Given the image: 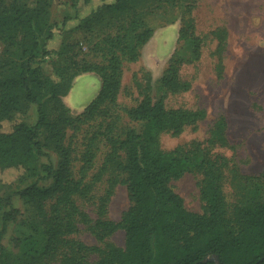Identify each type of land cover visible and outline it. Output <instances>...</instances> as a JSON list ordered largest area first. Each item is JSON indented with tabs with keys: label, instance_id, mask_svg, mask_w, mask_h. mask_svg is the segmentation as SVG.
<instances>
[{
	"label": "trees",
	"instance_id": "16d2710c",
	"mask_svg": "<svg viewBox=\"0 0 264 264\" xmlns=\"http://www.w3.org/2000/svg\"><path fill=\"white\" fill-rule=\"evenodd\" d=\"M135 1L102 0L83 14L77 27L90 28L102 13L130 14L135 11ZM50 3L0 0V170H23L22 183L36 177L22 188L0 195V209L8 208L2 215L0 256L5 253L1 239L8 223L19 213L12 206V198L19 196L33 212L27 222L31 234L15 239L22 264H264V259L259 261L264 257V170L259 175H244L216 150L228 146L225 117L215 122L205 144L194 142L189 149L174 150L161 146L162 133L177 135L206 115L204 110L166 106L168 95L191 87L180 76V58H170L161 78L164 97L155 101L146 95L136 106L124 109L127 117L142 127L127 129L123 135L113 133V121L107 120L110 112L120 107L116 56L109 58L108 65H82L72 60L73 68L94 72L102 81L98 95L79 116L72 117L61 100L69 83L51 80L41 66L43 58L50 55V44L73 21L68 16L61 25L51 22ZM193 27L194 19L188 18L179 34L192 42L193 56L198 59L201 40ZM215 34L221 53L226 31ZM150 37L151 30L142 29L132 43L125 42V52L135 59L137 46ZM123 38L119 36L118 41ZM222 69L219 59V74ZM31 105L37 111L36 122L31 125L18 121ZM96 121L99 129L86 138L77 167L74 132ZM5 126L9 132L3 131ZM101 138L108 151L92 174ZM42 158L47 160L39 164ZM185 173L201 176V213L187 210L182 197L170 186L172 180ZM227 181L236 191L232 202L225 193ZM101 182L105 188L103 195L94 200L97 218L93 220L81 203L95 198ZM119 182L126 186L129 207L119 222H114L104 215ZM81 225L99 241L122 228L125 245L88 246L73 237ZM93 254H97L95 259H91Z\"/></svg>",
	"mask_w": 264,
	"mask_h": 264
},
{
	"label": "rangeland",
	"instance_id": "374dc122",
	"mask_svg": "<svg viewBox=\"0 0 264 264\" xmlns=\"http://www.w3.org/2000/svg\"><path fill=\"white\" fill-rule=\"evenodd\" d=\"M28 1L32 4V0ZM101 1L50 0L51 22L61 25L64 18H73L65 31L50 44V55L43 58L41 65L44 74L51 80L63 83L67 80L69 83V88L61 95L69 114L72 117L79 116L98 95L102 86L101 78L96 73L73 68L72 60L82 65H108L109 58L116 56L120 74V107L114 108L107 120L113 121L111 130L118 135H123L133 127L140 130L142 125L131 121L124 109L136 106L146 95L155 101L164 97L161 78L170 58L176 55L181 62L180 76L191 87L186 92L168 95L166 106L204 110L206 115L185 126L177 135L162 133V148L189 149L194 142L205 144L215 122L223 116L227 124L228 146L216 150L226 155L230 159L229 165L236 166L242 174L259 175L264 170V0H136L135 11L130 14L102 13L90 28H78L83 14L100 5ZM188 18L194 19L193 33L201 40L198 59L193 56L192 42L181 39L179 34ZM145 28L151 30V37L137 46L136 58L133 59L125 52V42L128 45L132 43L135 35ZM221 30L226 31V41L223 51L219 53L215 32ZM119 36L124 38L118 41ZM2 50L0 44V53ZM219 59L223 63L221 74L217 70ZM17 119L34 124L37 120L35 106H29ZM98 121L82 125L74 132L72 140L77 167L81 164L86 138L99 129ZM3 131L9 132L10 129L5 126ZM107 151L108 146L104 145L101 138L92 174L100 167ZM46 160L42 158L39 164ZM226 171L229 170H225L227 175ZM22 173L21 169L0 170L1 196L36 180V177L27 178L22 183ZM200 179L197 173H185L170 182L172 189L182 197L185 208L197 213L202 212L203 205L200 199ZM225 184L226 196L232 202L236 191L228 181ZM104 188V182L98 183L95 198L81 203V208L93 220L97 218L94 200L103 195ZM12 206L19 213L14 221L8 223L1 239L5 253L0 256V264H22L20 246L15 239L31 234L27 225L33 218L31 208L19 196L12 198ZM128 207L126 186L119 182L114 187L104 218L119 222ZM6 210L8 208L0 209V231L2 215ZM73 237L88 246L103 247L111 243L123 248L125 245L122 228L104 241H99L94 233L81 225ZM96 257L97 254H93L91 259ZM45 264L59 263L48 261Z\"/></svg>",
	"mask_w": 264,
	"mask_h": 264
},
{
	"label": "water",
	"instance_id": "95a60500",
	"mask_svg": "<svg viewBox=\"0 0 264 264\" xmlns=\"http://www.w3.org/2000/svg\"><path fill=\"white\" fill-rule=\"evenodd\" d=\"M264 259V257L263 258H261L259 261H262Z\"/></svg>",
	"mask_w": 264,
	"mask_h": 264
}]
</instances>
